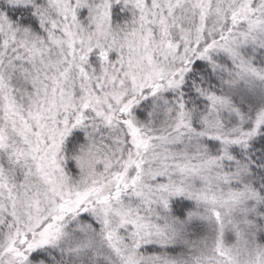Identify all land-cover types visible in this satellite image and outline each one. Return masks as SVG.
Listing matches in <instances>:
<instances>
[{
    "label": "snow or ice",
    "instance_id": "snow-or-ice-1",
    "mask_svg": "<svg viewBox=\"0 0 264 264\" xmlns=\"http://www.w3.org/2000/svg\"><path fill=\"white\" fill-rule=\"evenodd\" d=\"M0 264H264V0H0Z\"/></svg>",
    "mask_w": 264,
    "mask_h": 264
}]
</instances>
